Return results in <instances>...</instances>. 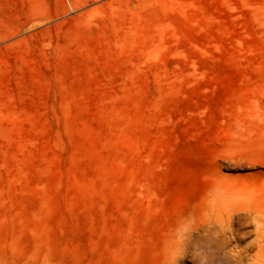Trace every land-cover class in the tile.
<instances>
[{"label":"rangeland","instance_id":"374dc122","mask_svg":"<svg viewBox=\"0 0 264 264\" xmlns=\"http://www.w3.org/2000/svg\"><path fill=\"white\" fill-rule=\"evenodd\" d=\"M0 264H264V0H0Z\"/></svg>","mask_w":264,"mask_h":264}]
</instances>
